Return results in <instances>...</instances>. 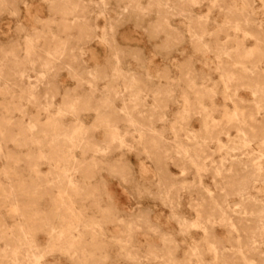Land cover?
Returning <instances> with one entry per match:
<instances>
[{
	"label": "rangeland",
	"instance_id": "obj_1",
	"mask_svg": "<svg viewBox=\"0 0 264 264\" xmlns=\"http://www.w3.org/2000/svg\"><path fill=\"white\" fill-rule=\"evenodd\" d=\"M262 209L264 0H0V264H264Z\"/></svg>",
	"mask_w": 264,
	"mask_h": 264
},
{
	"label": "crops",
	"instance_id": "obj_2",
	"mask_svg": "<svg viewBox=\"0 0 264 264\" xmlns=\"http://www.w3.org/2000/svg\"><path fill=\"white\" fill-rule=\"evenodd\" d=\"M110 188L113 190V195L115 198L120 202L121 205H125L124 203H127L129 199L126 197L125 193L119 188V184L117 181L110 180Z\"/></svg>",
	"mask_w": 264,
	"mask_h": 264
},
{
	"label": "bare ground",
	"instance_id": "obj_3",
	"mask_svg": "<svg viewBox=\"0 0 264 264\" xmlns=\"http://www.w3.org/2000/svg\"><path fill=\"white\" fill-rule=\"evenodd\" d=\"M250 20V19H249ZM253 162V161H252ZM261 170V169H260ZM261 214H264V209H262Z\"/></svg>",
	"mask_w": 264,
	"mask_h": 264
}]
</instances>
